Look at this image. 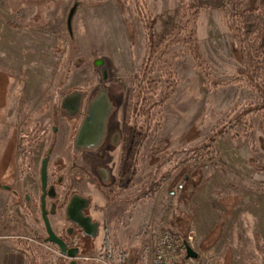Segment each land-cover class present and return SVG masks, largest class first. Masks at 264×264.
<instances>
[{"label": "rangeland", "instance_id": "1", "mask_svg": "<svg viewBox=\"0 0 264 264\" xmlns=\"http://www.w3.org/2000/svg\"><path fill=\"white\" fill-rule=\"evenodd\" d=\"M75 1L82 5L73 41L66 20ZM181 1L0 0V147L17 127L23 103H58L72 87L93 88L97 59L110 67L117 103H137L151 27L158 15L174 16ZM228 16L203 10L195 22L189 18L180 43L156 65L152 86L145 85L148 98L164 103L153 109L143 153L150 159L161 152L153 161L161 160L167 178L146 200L131 203L128 215L118 205L109 217L115 247L128 249L130 264H150L159 235L168 231L198 254L178 264H264V68L255 83L243 72ZM162 26L158 20L155 38ZM193 32L203 69L183 42ZM210 139L220 168L192 159ZM167 143L172 154L164 160ZM12 196L0 190V244L20 249L29 264H51L56 252L35 236L43 235L41 225L24 228Z\"/></svg>", "mask_w": 264, "mask_h": 264}, {"label": "flooded vegetation", "instance_id": "2", "mask_svg": "<svg viewBox=\"0 0 264 264\" xmlns=\"http://www.w3.org/2000/svg\"><path fill=\"white\" fill-rule=\"evenodd\" d=\"M105 68L108 72L104 76ZM96 70L99 79L93 80V88L72 87L61 94L58 103H23L17 127L0 147V190L13 195L15 215L24 228L29 222L32 231L37 230L33 225H41L43 235L35 232V236L42 237L44 245L56 252L51 264L74 263L62 255L57 244L45 242L49 235L43 213L53 234L67 250L78 254L77 264H130L133 256L128 249L117 251L115 247L109 217H116L113 209L118 205L125 206L121 214L128 215L130 204L146 200V192L166 176L161 160L153 161L161 152H154L150 159L143 153L150 121L147 103H117L107 61ZM103 91L107 93V103H92ZM4 104L0 103V109ZM91 113L96 131L90 138H99L94 145L92 139L76 143ZM167 149L162 151L164 160L172 154ZM150 164L154 167L148 180ZM43 170L45 190L41 182ZM144 179L148 182L136 195H126ZM79 210L84 218H91L93 225L98 224L97 233L90 231L96 233L95 237L85 234L79 222L70 221L79 219Z\"/></svg>", "mask_w": 264, "mask_h": 264}, {"label": "trees", "instance_id": "3", "mask_svg": "<svg viewBox=\"0 0 264 264\" xmlns=\"http://www.w3.org/2000/svg\"><path fill=\"white\" fill-rule=\"evenodd\" d=\"M139 5L140 4L137 2L136 6ZM203 10L228 12V29L237 41V52L240 56L243 72L251 77L254 83L261 76V72L264 68V0H261L260 4L257 6L251 5L249 0H192L191 2L182 0L180 8L174 13V16H156L151 27L150 43L148 42L147 54L142 68L139 71L141 75V85L137 103H147L149 107V130L151 129L150 123L153 121L151 118L153 109L163 106L164 100L155 103L153 98H148V93H145V85L147 87L152 86V82H154L152 76L156 65L164 60L170 48L180 43L176 38L182 31L188 28L190 22L189 18L195 22ZM179 16L180 20L177 21L176 18ZM158 20L162 22L163 26L160 36L155 38L153 30ZM183 42L189 48L191 56L196 63V68L203 69L205 63L203 64L202 62L203 58L197 40L195 39V32L185 37ZM239 81H242V79L232 80V82ZM220 84L221 83H214V85L217 86ZM222 84H228V82ZM215 140L210 139L206 145L197 148L192 153V159L199 161L201 158H206L211 162L213 167L220 168L221 164L218 161L220 153L216 148H213ZM164 148H169V144L167 143ZM166 178L165 176L162 179L163 182ZM163 182L158 184L157 187H151L150 190L146 192V196L150 197Z\"/></svg>", "mask_w": 264, "mask_h": 264}, {"label": "water", "instance_id": "4", "mask_svg": "<svg viewBox=\"0 0 264 264\" xmlns=\"http://www.w3.org/2000/svg\"><path fill=\"white\" fill-rule=\"evenodd\" d=\"M82 5V3L80 1H75L73 6L70 8L69 12H68V16H67V20H66V28L68 31V34L70 36V38L74 41L75 40V36H74V31H73V21L75 18V15L79 9V7ZM106 64V60L105 59H97L94 62V66L98 67L99 69H101L104 65ZM108 72V69L105 68L104 69V76L106 75V73ZM106 80V79H104ZM107 93L106 92H101L98 96H96L94 98V100L92 101V103H107ZM96 124V120H95V116L91 113V116L89 118L86 119V121L83 123L77 137L75 138V142L78 143L80 141H84V140H90L92 139L93 141H91L92 145L96 144L95 142H97L98 137L96 138H90V134L94 131H96L95 127ZM101 127V128H100ZM104 128V119L101 121V125L99 126V130H101ZM98 130V128H97ZM92 137V136H91ZM41 182L43 184V189L45 190L46 188V174L43 170L42 172V177H41ZM76 197L74 196L71 204L75 201ZM70 209V207H69ZM43 211H44V205H43ZM69 211V210H68ZM45 212V211H44ZM79 213V219H70V221L72 223H78L79 227L82 228L85 232V234L95 237L97 230H96V225H98L97 223H95L94 225L91 223V218L90 217H86L84 218L83 214L80 212V210L78 211ZM43 217L45 219V223H46V227H47V231H48V238L45 240L46 243H53V244H57L60 248V251L62 253L63 256H67L72 260V263L77 264V256L78 254L76 252L71 253V250H67V247L65 246V244L59 240L54 234L53 231L51 230V226L49 224L48 219L46 218V215L43 213ZM83 222V223H82ZM95 231L96 233L92 234L90 231ZM198 258V254L197 252H195L189 245L186 244V259L190 260V259H197Z\"/></svg>", "mask_w": 264, "mask_h": 264}, {"label": "built area", "instance_id": "5", "mask_svg": "<svg viewBox=\"0 0 264 264\" xmlns=\"http://www.w3.org/2000/svg\"><path fill=\"white\" fill-rule=\"evenodd\" d=\"M186 255V242L173 232L159 235L150 264H178ZM89 258H84L88 260ZM97 260V259H96Z\"/></svg>", "mask_w": 264, "mask_h": 264}, {"label": "crops", "instance_id": "6", "mask_svg": "<svg viewBox=\"0 0 264 264\" xmlns=\"http://www.w3.org/2000/svg\"><path fill=\"white\" fill-rule=\"evenodd\" d=\"M0 264H29V261L26 260L20 249L0 244Z\"/></svg>", "mask_w": 264, "mask_h": 264}]
</instances>
